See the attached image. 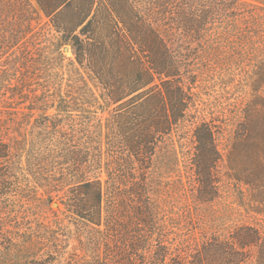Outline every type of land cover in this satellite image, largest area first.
I'll list each match as a JSON object with an SVG mask.
<instances>
[{
  "label": "trees",
  "instance_id": "trees-1",
  "mask_svg": "<svg viewBox=\"0 0 264 264\" xmlns=\"http://www.w3.org/2000/svg\"><path fill=\"white\" fill-rule=\"evenodd\" d=\"M50 110L88 115L65 129ZM3 111L43 132L0 117V203L62 192L68 264H264V0H0ZM52 237L24 264H54Z\"/></svg>",
  "mask_w": 264,
  "mask_h": 264
},
{
  "label": "rangeland",
  "instance_id": "rangeland-1",
  "mask_svg": "<svg viewBox=\"0 0 264 264\" xmlns=\"http://www.w3.org/2000/svg\"><path fill=\"white\" fill-rule=\"evenodd\" d=\"M49 38L50 39L48 40L42 39L40 42V46L43 47L42 54L51 57L49 67L51 66L54 70L58 69L59 73H64L66 68L70 66L69 62L74 59L72 50L69 45H65L60 51H57L55 40L51 35H49ZM38 60L41 61V58L38 57ZM83 75V78L90 81L86 73ZM64 77H66V75H64ZM88 86L98 94L99 90H97L90 82H88ZM91 109L94 110V107H91ZM96 110L97 117H104L107 115V112H102L99 109ZM67 112L70 114L53 110H50L47 113L60 119V125H64L65 129H70L73 124L71 118L79 121L85 119L86 115H88H85L83 111L77 110ZM0 117L1 123H3L2 129L4 131L13 130L15 135L16 129L19 130V132H17L19 135L26 132L24 129L26 127L32 134L43 132L39 126L30 127L33 123L34 117L28 118V116L21 114L17 115L15 120L23 122V124H19L18 126L7 125L11 123L8 118L12 117L9 113L3 111L0 114ZM26 123L27 125H25ZM93 123L94 125L89 129L92 132L95 130V134L96 131L99 132V127L97 126V121H94ZM6 127H8V130H6ZM76 128L79 129L78 126H76ZM72 129L75 128L72 127ZM81 129L82 132L76 133V135L79 140L86 141V135L88 132L84 131L83 126ZM94 134H92V137H94ZM98 140L99 137L97 136L96 141ZM102 142V148L104 149L103 135ZM21 163L22 165L25 164V158H23ZM182 163L183 162L181 161L178 166L180 171L178 172L177 169L173 171L170 175V179L178 180L180 175L185 181V190L188 196H190L191 193L195 191V188L190 185V183H192L191 178H189V173ZM104 175V173L101 174L102 177ZM166 179H169V175L167 178L163 177L161 181L164 183ZM61 195L62 192L58 194L52 193V198L47 200L44 197L45 192L43 188H38L36 194L31 191H24L23 196H20L15 204H13V201L2 200L0 203V264H24L26 260L30 258L44 257V255L50 252V250L53 251L51 246L52 241L48 242L46 240V243L39 244L42 236H47L48 239H54L52 236L56 235L58 238L55 240L56 242H53L55 252H53V255L51 256V263L68 264L76 254H81L83 252V250H80V245L76 240V220L65 210L64 205L60 202Z\"/></svg>",
  "mask_w": 264,
  "mask_h": 264
}]
</instances>
